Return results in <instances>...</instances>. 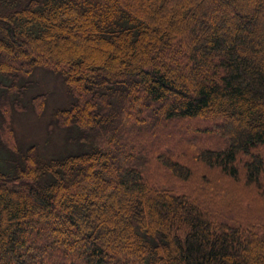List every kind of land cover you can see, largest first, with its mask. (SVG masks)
Here are the masks:
<instances>
[{
  "label": "trees",
  "instance_id": "1",
  "mask_svg": "<svg viewBox=\"0 0 264 264\" xmlns=\"http://www.w3.org/2000/svg\"><path fill=\"white\" fill-rule=\"evenodd\" d=\"M232 183L264 201V0H0V264H264Z\"/></svg>",
  "mask_w": 264,
  "mask_h": 264
},
{
  "label": "rangeland",
  "instance_id": "2",
  "mask_svg": "<svg viewBox=\"0 0 264 264\" xmlns=\"http://www.w3.org/2000/svg\"><path fill=\"white\" fill-rule=\"evenodd\" d=\"M33 84L29 91L27 96L31 98L32 96H35L40 93H47L48 99H47V109L49 111H54L57 108H63L64 106H69L71 99L70 96L67 94L66 89L62 83V80L54 75L51 72L44 71L42 69H38L35 72V75L33 76ZM44 114V113H43ZM41 117H37L32 109L26 114V115H16V119L14 122L16 133H22L24 136V139L20 140H31V139H41L42 137V129L44 128V124H40ZM204 123H198L194 124H178V127L175 129V133H184L187 132V134L190 135L191 130H194L198 127H202ZM55 138V137H54ZM49 138L47 139V143L49 144L47 146V149H50L52 151L59 150L60 148V140ZM192 144H195L193 140H190ZM188 141L182 142V144H187ZM26 144H28V141H26ZM45 150V149H44ZM152 170V169H151ZM154 173L152 171L146 170V177L152 176ZM164 174V173H163ZM202 173L199 176V179H196L195 181H204L206 178L201 179ZM207 174V173H205ZM211 176V175H210ZM164 177L166 178V173L164 174ZM212 177V176H211ZM201 179V180H200ZM195 181L194 183L188 184L187 186V192L188 191H194L195 190ZM214 182V180H213ZM200 188L202 184H199ZM227 187L226 191V198L222 200L220 203V211L224 214L226 212L230 211V208L232 210H235L234 213L238 217H245L250 220V222H253L257 224L256 228L257 230L261 228H264V201L257 195L252 194L251 192H246L244 190V185L237 186L232 184ZM215 187L218 188L219 185L215 184ZM204 191L200 193V195H203ZM218 193L215 192V197L210 198V202H216ZM237 205V206H236ZM248 215H247V214ZM255 220V221H252ZM260 226V228H259ZM261 235H264V230L261 229ZM76 260V259H75ZM74 261V260H73Z\"/></svg>",
  "mask_w": 264,
  "mask_h": 264
}]
</instances>
